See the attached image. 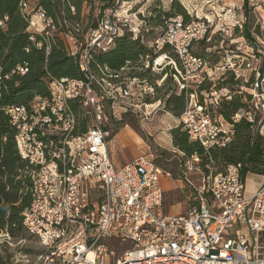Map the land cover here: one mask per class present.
Wrapping results in <instances>:
<instances>
[{"label":"built area","instance_id":"obj_1","mask_svg":"<svg viewBox=\"0 0 264 264\" xmlns=\"http://www.w3.org/2000/svg\"><path fill=\"white\" fill-rule=\"evenodd\" d=\"M237 1L251 3L255 25L264 30L263 3ZM19 10L27 15L25 0L20 1ZM114 12L89 33L82 53L77 41L67 37L73 46L69 55L82 79H50L48 97L36 96L27 106L6 111L16 129V150L32 168L31 203L21 214L25 231L37 239L41 250L32 264H264V175L259 176L257 189L245 195L240 165L206 174L197 190L196 205L184 215L173 216L162 209L160 179L169 174L162 172L152 155L141 154L118 169L113 166L103 102L128 100L135 88L145 95L154 89L146 79L106 69L100 70L101 76L92 71V53L109 50L120 32L118 12ZM35 15L45 29H55L41 7ZM226 15L235 22L232 28H241L234 6L227 8ZM210 27L204 21L170 18L152 43L159 55L152 63L161 57L166 60L177 90L188 94L189 104L178 124L205 151L226 148L233 138L231 124L242 120L255 125L264 138V37L255 36L251 47L244 46L242 39L236 49L244 46L249 51L242 58L226 56L223 63L209 64L193 55L192 47L206 39ZM255 48L261 62L254 67L258 62ZM143 67L148 69V60ZM17 72L23 75L26 69L17 68ZM226 73L242 81L247 93L231 124L211 117L198 106L197 94L189 92L191 85L198 88L202 81L211 82L214 75ZM209 94L213 97L215 93ZM70 101L91 108L94 123L83 133L73 134ZM51 135L64 138L56 140ZM88 189H97L101 200L89 204ZM114 245L122 248L120 254Z\"/></svg>","mask_w":264,"mask_h":264},{"label":"rangeland","instance_id":"obj_2","mask_svg":"<svg viewBox=\"0 0 264 264\" xmlns=\"http://www.w3.org/2000/svg\"><path fill=\"white\" fill-rule=\"evenodd\" d=\"M25 1L27 5V15L25 16L29 24L28 32L60 39L64 43L68 55L73 51V46L67 37L72 36L77 41L80 53L87 48V44L90 41L89 33L93 30L86 31V25L91 28L94 22L96 24L94 19L98 16L101 6H107V8L102 12L103 18L99 24L111 12L115 13L114 11L116 10L120 20V32L118 35H127L132 39H140V43L148 50V58H143L140 61L141 63H138V66L142 64V67L131 65L118 73L121 76H128L132 70L136 73H145L146 78L155 85L156 90L153 89L151 94L145 95L140 89L135 88L132 92L133 96L128 100L118 99L114 103L111 101L103 102V113L106 117L104 130L109 134L107 138L109 155L116 169L131 162L141 154L152 155L162 172L169 174V177L163 176L160 179L163 191V212L173 216L184 215L189 207L197 203V190L202 186L203 176L209 173L222 172L228 164L219 157L204 161L196 154L187 156L175 146L172 132L179 127L178 118L189 104V98L188 94H185V107L178 116L166 109L165 101L167 97L171 94L178 96L181 93L177 90L176 81L170 76L166 60L162 59L158 64L156 63L157 61L154 64L152 63L159 56L155 52L152 43L164 32L165 28L151 27L147 20L153 15L154 10L171 12L170 18H182V16L176 14V7H172L173 2H177L188 17L187 23L204 21L211 25L206 34L207 40L204 39L193 45V55L200 57L209 64L223 63L226 56L230 58L232 56L244 57V52H249L244 46H253L255 44V36L264 37V30H260L255 25L256 16L249 6L251 3L248 1L243 3L237 0H114L110 4L108 2L101 4L97 0H93L90 5L87 3L82 5L80 20H78L80 26L76 28L78 29V37H75L71 33L63 34L57 32L58 29H45V23L35 15L39 7L38 2L36 0ZM256 2L264 5V0H253V3ZM231 6L235 7V20L238 23L241 22V28H238V26L235 28L231 27L235 22L228 19L226 15L227 8ZM88 14L94 19L87 22L86 16ZM166 23H163L165 27ZM245 32H249V39L243 37ZM242 39L246 45L242 46L241 50L236 49V46L238 47L237 44L242 42ZM257 50L255 48L254 53L256 56L252 52L256 60H258V62L254 63V67L261 62V58L257 56ZM146 60L149 61L148 69L143 67ZM165 72L166 76H163ZM232 77L229 73L223 76L216 74L212 77L211 82L204 80L198 85V88L196 84L191 85L189 92L193 91L197 94L196 101L198 106L204 107L211 117L218 118L222 102L230 101L238 90L243 92L245 97L247 96L246 91H244L245 84L240 80L232 79ZM201 91H204L203 95L200 94ZM141 93L143 94L142 96L139 95ZM209 93L215 94L211 97ZM243 97L241 98L242 104H244ZM215 98H217V106L213 105ZM71 102L74 103L76 109L75 115L68 105L74 118L75 129L73 134H76L82 128V121L86 122V128H88L94 123V119L91 108L83 107L79 101ZM122 102L126 104L124 105ZM258 121L259 118L256 117V123ZM250 131L252 139L256 135L260 138L264 156V138L258 135L255 125L251 126ZM181 132L184 131L179 128L177 136L180 137ZM51 137L56 140L64 138V136L59 137L57 135H51ZM188 142L192 143L190 140ZM210 150L218 151L219 149ZM210 150H204L203 158L207 156ZM259 176L262 175L247 174L245 178V195H251L257 189L258 184L262 180ZM100 200L101 193L97 189H88L87 201L89 204H94ZM115 249L117 254L122 251L121 247L115 246ZM40 251L37 239L28 235L27 232H22L19 237L14 239L7 237L5 234H0V263L2 264H22L25 260L32 264Z\"/></svg>","mask_w":264,"mask_h":264},{"label":"trees","instance_id":"obj_3","mask_svg":"<svg viewBox=\"0 0 264 264\" xmlns=\"http://www.w3.org/2000/svg\"><path fill=\"white\" fill-rule=\"evenodd\" d=\"M20 1L0 0V234L13 239L26 232L21 214L31 203L32 181L29 173L32 168L21 159L16 150L14 138L16 130L11 126L6 111L14 106H27L36 96L48 97L47 87L50 79L83 78L77 63L68 55L60 39L28 32V19L20 13ZM36 1L50 18L54 28L58 29L57 32L71 33L78 37L76 28L80 26L78 20L82 5L84 3L90 5L93 0ZM97 1L101 4L105 2L110 4L114 0ZM172 7H176V14L182 16L185 22L188 20L177 2H173ZM106 8L107 6H101L95 19L89 14L86 16L87 22L91 19L96 20V24L94 22L91 28L86 25V31L97 28L103 18L102 12ZM170 17L171 12L154 10L147 22L151 27L165 28L163 23ZM243 37L249 39V32H245ZM147 56L148 50L140 43L139 38L117 35L109 50L92 53L91 68L98 75L100 70L104 69L110 73H118L131 65L142 67V64L138 66V63L140 64ZM17 68L26 69V73L21 75ZM133 71L128 74L130 77L148 81L145 73ZM163 76H166V72ZM148 83L156 90L152 82ZM244 95L238 90L230 101L222 102L219 117L231 124L233 114L243 107L241 98ZM68 105L76 115L74 103L70 101ZM165 107L178 116L185 107V92L178 96L175 94L168 96ZM231 125L233 132L231 143L218 151L210 150L204 158V149L198 143H189L185 132H181L180 137L177 136L180 125L172 132L174 144L187 156L196 154L204 161L219 157L228 165H240V176L243 181L249 173L264 175V156L260 138L257 135L254 139L251 138V125L243 120ZM86 129V122L82 121V128L78 133H83Z\"/></svg>","mask_w":264,"mask_h":264},{"label":"bare ground","instance_id":"obj_4","mask_svg":"<svg viewBox=\"0 0 264 264\" xmlns=\"http://www.w3.org/2000/svg\"><path fill=\"white\" fill-rule=\"evenodd\" d=\"M161 61H162V58H159V59L157 60L156 63L158 64V63H160Z\"/></svg>","mask_w":264,"mask_h":264},{"label":"crops","instance_id":"obj_5","mask_svg":"<svg viewBox=\"0 0 264 264\" xmlns=\"http://www.w3.org/2000/svg\"><path fill=\"white\" fill-rule=\"evenodd\" d=\"M219 63H220V62H219ZM215 64H217V63H215ZM108 150H109V148H108ZM109 156H110V155H109ZM110 159H111V158H110ZM121 166H122V165H121ZM121 166H120V167H121Z\"/></svg>","mask_w":264,"mask_h":264}]
</instances>
